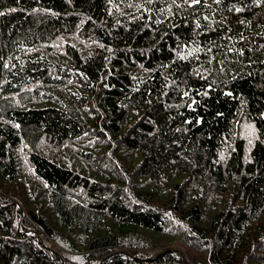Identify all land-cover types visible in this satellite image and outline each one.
<instances>
[{
    "label": "trees",
    "instance_id": "1",
    "mask_svg": "<svg viewBox=\"0 0 264 264\" xmlns=\"http://www.w3.org/2000/svg\"><path fill=\"white\" fill-rule=\"evenodd\" d=\"M0 264H264V0H0Z\"/></svg>",
    "mask_w": 264,
    "mask_h": 264
},
{
    "label": "rangeland",
    "instance_id": "2",
    "mask_svg": "<svg viewBox=\"0 0 264 264\" xmlns=\"http://www.w3.org/2000/svg\"><path fill=\"white\" fill-rule=\"evenodd\" d=\"M18 218H20V217H18ZM45 243H46L47 245H49V242L46 241V240H45ZM171 246H172V248H174V249L180 251V253H181L182 255H184L186 258H188V257H187V253H189V254H191V255H192V254H195L194 251H193L192 249L188 248V247L184 244V242H182V241H180V240L174 241V242L171 244ZM150 252L152 253V252H154V250H151ZM196 254H197V252H196ZM76 256H77L76 254H73V255H70L69 258L75 261V259H77Z\"/></svg>",
    "mask_w": 264,
    "mask_h": 264
}]
</instances>
